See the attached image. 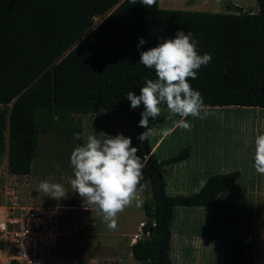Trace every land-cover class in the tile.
<instances>
[{
	"label": "trees",
	"instance_id": "obj_1",
	"mask_svg": "<svg viewBox=\"0 0 264 264\" xmlns=\"http://www.w3.org/2000/svg\"><path fill=\"white\" fill-rule=\"evenodd\" d=\"M225 1L229 12L221 13L162 8L158 0L152 8L129 0H0V156L6 153L9 172L30 173L45 119L105 109L138 118L144 106L133 109L127 93L139 95L156 78L139 62L140 53L177 30L190 32L198 54L212 57L189 79L204 105L264 107V0H256V12ZM141 37L147 42L138 48ZM76 132L74 126L67 135L73 139ZM73 140L80 145L82 139ZM133 146L145 155L144 143ZM189 152L187 146L162 160L146 155L151 199L142 203V236L130 247L140 264H172L174 208L215 207L218 194L240 176L238 170L214 173L193 193L169 195L161 167Z\"/></svg>",
	"mask_w": 264,
	"mask_h": 264
},
{
	"label": "rangeland",
	"instance_id": "obj_2",
	"mask_svg": "<svg viewBox=\"0 0 264 264\" xmlns=\"http://www.w3.org/2000/svg\"><path fill=\"white\" fill-rule=\"evenodd\" d=\"M229 1L243 10L257 11L256 0ZM225 2L158 0L162 8L221 13L229 12ZM107 13L108 11L95 16L93 25L99 23ZM10 106L11 103L7 104L6 109L9 110ZM205 107L210 112L207 118H186L192 124L190 131L175 127L173 120L179 117L169 119L163 106L160 117L154 120L149 118V127L154 126L157 131L146 140L148 146L162 135L161 144L154 155L156 159L172 156L187 146L192 151L179 165L166 167L169 194L186 195L197 191L201 187L200 181L206 175L232 170L240 172V177L218 195L215 207H175L171 230L175 223L178 224L174 227L172 264H264L262 229H256L260 233L257 237L251 235L255 222L264 221V197L261 195L264 175L256 173L253 167L254 140L257 135L264 133V107ZM142 111L138 112V118L122 110L105 109L93 114L56 115L52 120L45 119L38 134L30 173L26 175L10 173L6 153L0 156V197L8 188L21 200L26 199L33 204L55 210L60 233L55 248L57 257H74L81 264H106L107 260L119 258L123 260V264H138L130 261L132 259L127 244L119 241L121 243L115 246L113 241L116 237H112L110 232H130L144 216L142 203L151 199L146 160L142 169L143 180L136 194V200L141 202L140 206H136L134 201L120 212L114 230L109 229L95 211L91 212L87 205L84 206L78 194L70 192L66 199L54 200L39 192L37 186L39 182L46 180L61 183L71 191L70 153L77 145L67 135L72 127H79L82 134H95L98 137L102 133L110 136L123 134L131 138L132 145L139 146L142 141L137 138L140 134L138 122ZM144 131L142 128V132ZM165 131L170 134L164 135ZM82 143L83 139L80 145ZM137 155L142 160L145 159L138 151ZM251 185L259 189L258 196L251 193ZM182 233L186 235V246L183 249L178 247ZM87 259H94L95 262L89 263Z\"/></svg>",
	"mask_w": 264,
	"mask_h": 264
},
{
	"label": "clouds",
	"instance_id": "obj_3",
	"mask_svg": "<svg viewBox=\"0 0 264 264\" xmlns=\"http://www.w3.org/2000/svg\"><path fill=\"white\" fill-rule=\"evenodd\" d=\"M130 4L140 3L145 8H152L157 0H129ZM147 41L141 37L140 45ZM199 41L191 33L177 30L174 38H163L155 47L140 53L139 62L148 69H154L155 79H148L139 88V95L132 91L126 98L135 109L141 104L139 126L145 131L138 134L139 141L148 140L157 129L149 127V118L160 117L162 106L166 108L168 118L175 127L190 131L192 124L187 117L205 119L210 112L204 105L203 97L194 90L189 79L195 80L201 66H207L212 57L208 53L198 54ZM170 134L168 131L164 135ZM73 139L83 143L70 153L72 177L69 178L71 191L61 183L41 181L37 190L54 200L66 199L70 192L82 198L83 205L95 211L111 230L117 227V216L125 208L136 202L138 186L143 180L144 160L137 155V148L130 137L123 134L110 136L76 132ZM253 167L256 173L264 175V133L255 137ZM142 190V189H141ZM2 227V225H0Z\"/></svg>",
	"mask_w": 264,
	"mask_h": 264
},
{
	"label": "built area",
	"instance_id": "obj_4",
	"mask_svg": "<svg viewBox=\"0 0 264 264\" xmlns=\"http://www.w3.org/2000/svg\"><path fill=\"white\" fill-rule=\"evenodd\" d=\"M143 223H139L133 243L142 236ZM0 225V264H81L74 257H57L60 233L55 210L50 207L21 200L6 188L0 197ZM120 261L107 260L106 264H121Z\"/></svg>",
	"mask_w": 264,
	"mask_h": 264
},
{
	"label": "crops",
	"instance_id": "obj_5",
	"mask_svg": "<svg viewBox=\"0 0 264 264\" xmlns=\"http://www.w3.org/2000/svg\"><path fill=\"white\" fill-rule=\"evenodd\" d=\"M257 107V106H256ZM161 137H162V135L158 138V139H156V141L152 144V145H149V148H150V153H152L153 155H155V152L158 150V148H159V145L161 144ZM191 150H190V152H189V155L191 154ZM167 156H165V157H162V158H157L158 160H162V159H164V158H166ZM187 158V157H186ZM186 158L184 159V160H182V161H185L186 160ZM145 160H146V157H145V159H144V162H145ZM182 161H180V162H177V163H173V164H169V165H164V166H162L161 167V171H162V174H163V176H164V178H165V181H166V193L167 194H169L168 193V181H167V177H166V167H174L175 165H179V163H181ZM174 165V166H173ZM164 167V168H163ZM171 169V168H170ZM178 171V166H176V170H175V172H177ZM171 172H173V170L171 171ZM29 174V173H28ZM147 174H148V169H147ZM208 175H206V177H207ZM206 177H204V179H202L200 182H201V185L204 183V181H205V179H206ZM240 177V176H239ZM148 182H149V179H148ZM150 186V185H149ZM251 193L253 194V196L255 195H257L258 196V194H259V189L254 185V188H253V186L251 185ZM226 190V189H225ZM224 190V191H225ZM223 192V191H222ZM222 192H220L218 195H220ZM169 195H173V194H169ZM261 195L264 197V189L263 190H261ZM147 199H149V198H147ZM217 204H218V196H217ZM216 204V205H217ZM144 211V210H143ZM174 211H175V208H174ZM144 213V212H143ZM145 219H146V216H145V214H144V216L141 218V219H139L138 221H137V223L134 225V227L132 228V230L130 231V232H126V233H123V234H116L115 232H113V231H111L110 232V235L112 236V237H116V240H114L113 242H115V246H117V245H119L121 242H119V241H122L123 242V244H127V247L129 248V251H130V247H131V245H132V241H131V239L133 238V236L134 235H136V234H138V232H139V223L140 222H143V221H145ZM173 220V219H172ZM178 224V222L177 223H175V226L174 227H176V225ZM174 227H173V229L171 230V251H170V257H171V259H172V250H173V239H174ZM262 229V234L264 235V221H261V222H259V221H257V222H255V224H254V226H253V231H252V236L253 237H257L256 235H258V234H260L259 232H256V229ZM182 231V230H181ZM186 235H184L183 233L180 235V237H179V241H178V247L179 248H181V249H183L185 246H186V237H185ZM118 237V238H117ZM182 237V238H181ZM120 239H122V240H120ZM263 239V238H262ZM262 242H264V241H262ZM111 248V247H110ZM187 248V247H186ZM263 249H264V243H263ZM263 255H264V252H263ZM105 256H109V255H105ZM108 258V257H107ZM113 259V258H112ZM120 259V258H119ZM130 259H132V260H130L131 262L133 261L134 263H140L139 261H137V260H135V259H133L132 258V256H131V252H130ZM88 260V262H90V261H93L94 259H87ZM115 260V259H114ZM123 262V260L121 259V264H123L122 263Z\"/></svg>",
	"mask_w": 264,
	"mask_h": 264
},
{
	"label": "water",
	"instance_id": "obj_6",
	"mask_svg": "<svg viewBox=\"0 0 264 264\" xmlns=\"http://www.w3.org/2000/svg\"><path fill=\"white\" fill-rule=\"evenodd\" d=\"M142 110H144V107L142 108ZM138 127H139V130H140V133H142V128L139 126V122H138ZM142 143H144V146H143V151L145 152V155L149 154L150 153V148L145 141H142ZM152 228H150L149 232H151Z\"/></svg>",
	"mask_w": 264,
	"mask_h": 264
}]
</instances>
